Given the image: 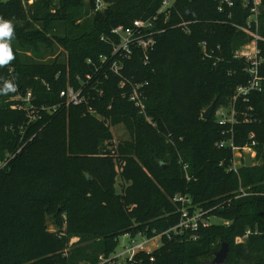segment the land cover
I'll return each mask as SVG.
<instances>
[{
	"label": "trees",
	"instance_id": "obj_1",
	"mask_svg": "<svg viewBox=\"0 0 264 264\" xmlns=\"http://www.w3.org/2000/svg\"><path fill=\"white\" fill-rule=\"evenodd\" d=\"M104 1L106 9L94 12V0H43L30 7L22 0H0V19L11 21L14 29L13 59L0 65V88L5 83L15 88L0 94V159L22 148L0 170V264H99L128 231L153 235L176 226L180 215L172 198L177 194L189 195L204 209L221 206L212 215L225 223L202 227L196 240L165 239L158 251L139 255L134 264H214L224 243L230 249L224 264H264V89L236 104L251 122L239 117L234 143L251 145L254 134V164L239 176L227 173L219 164L228 165L233 153L216 147L231 133L223 135L230 127L219 126L215 112L229 106L236 89L249 80L246 64L234 53L251 38L230 24L246 26L249 11L235 0L234 17L228 20L214 0H176L166 21L158 13L163 0ZM155 18L164 33L148 67L134 59L127 65L125 89L110 75L103 96L65 105L60 91L93 73L88 59L98 63L99 55L110 53L102 35ZM184 22H191L188 32L177 27ZM258 33L264 59V0ZM203 42L212 59L203 57ZM131 84L142 85L150 123L124 94ZM29 92L35 110L56 111L35 112L37 121L30 123L27 112L18 109L21 102L12 100ZM213 101V115L204 120ZM122 123L132 138L115 148L111 128ZM59 207L66 229L58 224L56 232L49 231L44 216L54 212L56 221ZM72 238L81 246L70 248Z\"/></svg>",
	"mask_w": 264,
	"mask_h": 264
},
{
	"label": "built area",
	"instance_id": "obj_2",
	"mask_svg": "<svg viewBox=\"0 0 264 264\" xmlns=\"http://www.w3.org/2000/svg\"><path fill=\"white\" fill-rule=\"evenodd\" d=\"M43 0H22L25 7H30L36 2ZM58 4L62 0H52ZM245 9L249 11L246 26L230 23L234 28L243 32L251 38V41L239 48L234 53V59L246 64L244 71L249 75V80L246 85L239 86L236 89L235 96L229 106L220 107L215 112V119L219 126L230 127L224 129L223 135L231 136L227 140H223L216 144L217 149L222 150L228 148L233 155L228 165L225 162L219 164L220 167H225L227 173H234L239 176L240 170L245 165V155L249 154L251 158H255L256 152L253 149L256 142L254 134L251 133L249 139L251 145L245 147H237L233 138V127L238 124L239 117H243L245 122H251L248 112H240L236 108V104L241 100L247 103L250 95L253 93H260L264 89V75L261 72V67L264 64V59L261 57V52L258 47V42L263 39L258 33V16L262 6V0H240ZM88 2V0H87ZM176 0H163L162 6L159 9V14H165V20L170 19V10L174 7ZM217 4L218 11L226 15L227 19L234 17V8L236 6L235 0H214ZM107 5L104 0H94V12H102ZM156 18L153 20H135L130 26H117L110 31L109 36L102 35L101 41L107 43L111 49L109 54H101L98 57V63L92 59L87 60V64L93 67V73L85 75L84 78L78 76V85L68 84L60 91V98L64 100L66 106H80L87 104L88 100L95 95L103 96L104 90L102 85L107 81L110 75L117 76L120 79V88L125 89L127 86V77L125 75L127 65L134 59H139L143 66L148 67L151 63V53L153 52L158 36L164 33V30L157 28ZM182 23L177 27H183V31L188 32V24ZM255 28V30H254ZM203 57L205 59H212V51L208 50L206 42L200 44ZM93 84V85H92ZM142 85H130V91L124 93L129 102L133 103L138 108L139 113L147 116L144 96L141 93ZM14 101H20L18 105L19 110L27 112L29 122L37 121V114L41 112H54L56 108L41 107L37 110L32 105V94L29 92L25 96L18 95L12 98ZM252 110V109H251ZM93 112V110H92ZM22 149V148H21ZM18 152H20V150ZM17 152V153H18ZM17 153H8L4 158L0 159V170H5L9 167ZM183 172L186 180L191 181L188 174V166L183 165ZM243 196L246 193L241 189ZM172 202L177 205L178 213L180 215L179 223L162 233L149 235L142 231H128L122 237L127 241L122 247L121 252H114L110 256L104 255L99 257V264H134L137 257L141 254L152 255L158 251L164 244V240H171L174 236H190L191 240H196V232L202 227H208L217 219L212 215L213 211L221 206L211 209H204L194 203L193 199L186 194H177L172 198ZM219 219V218H218ZM249 233L244 237L248 236ZM155 258L151 257L150 262H154Z\"/></svg>",
	"mask_w": 264,
	"mask_h": 264
},
{
	"label": "rangeland",
	"instance_id": "obj_3",
	"mask_svg": "<svg viewBox=\"0 0 264 264\" xmlns=\"http://www.w3.org/2000/svg\"><path fill=\"white\" fill-rule=\"evenodd\" d=\"M82 22H83V20H82ZM145 119H146V117H145ZM146 121L148 123L151 122L150 120H147V119H146ZM111 130H112V133H113V144H114L115 148H117L119 144H122V143L124 144L126 142H129L131 140V138H132V135H131L129 129L123 123L120 124V125L112 126ZM115 148H114V150H115ZM107 149L110 150L111 147H109ZM116 184H117V189L120 191L122 189V181L119 178L117 179V183ZM57 212H58L59 216L57 217L56 221H55V213L54 212L53 213H47L44 216L43 225L45 227H47L49 231L56 232L58 230V227H57L58 224L59 225H63V229H66V227H65V220H66L65 213L62 214V208H60V207L58 208ZM60 213H61V215H60ZM213 220L215 222H217V223H225V221L223 219H218L217 218V219H213ZM77 241H78L77 238H75V239L72 238L71 242H70V245H69L70 248H74V247L77 248V247L81 246V245H78V246L74 245V243L77 242ZM243 241H244V237L237 238L236 239V244L242 243ZM126 243H127V241L121 236L119 238V244H118V247L116 249V252H118V253L121 252L123 245H125ZM82 264H85V263H82Z\"/></svg>",
	"mask_w": 264,
	"mask_h": 264
},
{
	"label": "clouds",
	"instance_id": "obj_4",
	"mask_svg": "<svg viewBox=\"0 0 264 264\" xmlns=\"http://www.w3.org/2000/svg\"><path fill=\"white\" fill-rule=\"evenodd\" d=\"M13 32L14 29L12 22L0 19V65L7 64L13 59L9 47ZM9 91H15V88L11 83H5L4 86L0 88V94H7Z\"/></svg>",
	"mask_w": 264,
	"mask_h": 264
},
{
	"label": "water",
	"instance_id": "obj_5",
	"mask_svg": "<svg viewBox=\"0 0 264 264\" xmlns=\"http://www.w3.org/2000/svg\"><path fill=\"white\" fill-rule=\"evenodd\" d=\"M215 105H216V101H213L212 104L210 105V107H208L206 109V111L203 112L202 118L204 120H209L212 117L214 109H215ZM252 164H253V161H252L250 155L246 154L245 155L246 167H251ZM229 251H230L229 245L224 243L222 245L221 249L215 253L213 263L214 264H224L228 259Z\"/></svg>",
	"mask_w": 264,
	"mask_h": 264
},
{
	"label": "crops",
	"instance_id": "obj_6",
	"mask_svg": "<svg viewBox=\"0 0 264 264\" xmlns=\"http://www.w3.org/2000/svg\"><path fill=\"white\" fill-rule=\"evenodd\" d=\"M255 157H256V154H255ZM251 159H252L253 164H254L256 158H251ZM253 164H252V165H253Z\"/></svg>",
	"mask_w": 264,
	"mask_h": 264
}]
</instances>
